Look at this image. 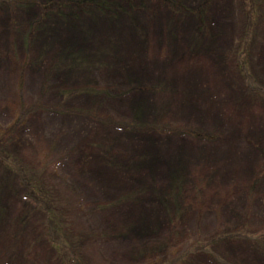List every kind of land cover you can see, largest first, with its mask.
<instances>
[{
  "label": "rangeland",
  "instance_id": "rangeland-1",
  "mask_svg": "<svg viewBox=\"0 0 264 264\" xmlns=\"http://www.w3.org/2000/svg\"><path fill=\"white\" fill-rule=\"evenodd\" d=\"M175 1L178 12L52 15L31 46L42 9L1 3L0 129L22 117L28 154L58 164L56 197L89 264H213L186 254L216 237L226 263L264 264L244 241L264 228V0H208L203 22V0ZM0 200L10 222L17 199L7 187ZM29 251L52 264L44 243Z\"/></svg>",
  "mask_w": 264,
  "mask_h": 264
},
{
  "label": "trees",
  "instance_id": "trees-1",
  "mask_svg": "<svg viewBox=\"0 0 264 264\" xmlns=\"http://www.w3.org/2000/svg\"><path fill=\"white\" fill-rule=\"evenodd\" d=\"M97 2L102 5L100 9L96 6ZM1 3H6L8 7L24 5L26 7L38 6L42 9L39 17L30 26L27 39L28 46H31L35 35L43 30L44 22L52 15L67 18V22L70 18L79 21L82 16H87L89 11L94 10L98 11V14H104L102 16L106 19H115L119 13L132 14L143 9V7L145 8L148 3L154 4V10L159 7L167 11L170 9L173 12H178L177 6H180L175 0H43L41 5L37 0H0ZM207 6L208 0H203L195 10V14L201 19V22L204 21ZM246 37L244 38L245 45L248 44ZM239 64L242 65L241 61ZM21 85L22 82H20ZM244 86L252 93L254 90L263 91L259 90L260 88L252 87L249 77L244 78ZM20 109L21 112H24L25 106L22 102L20 103ZM21 124L22 117L18 116L8 127L0 129V196L3 190L8 187L17 199L16 212L10 218V222L2 221L3 209L0 200V228H3L1 235L5 243V246L0 245L2 251L4 250L0 254V257H3L1 264H12L10 263V257H13L11 255L14 253L13 247L16 248L17 264H26L29 261L32 262V260L39 264V253L31 255L29 249L40 243H44L47 252L52 255V260H50L52 264H89L84 259L86 251L81 247L84 237L72 233L71 223H73V219L71 218L72 215L70 216L72 210L68 208V202L58 200L56 197L55 179L58 164L52 162L49 153L37 156L28 154L30 148L21 140L18 134ZM122 127L132 131L154 130L162 134H169L174 131H169L167 127H137L134 125H122ZM181 132L198 136L187 130ZM262 174L263 170L258 172L252 181L251 188L255 187ZM170 196L172 195L167 196L166 202H169ZM170 199L175 200L177 197L172 196ZM261 231L258 236L244 238V241L252 243L263 251L264 228ZM217 240L216 237L207 243L202 242L194 245L186 256L189 257L193 253L202 252L214 260L213 264H228L222 256L211 252V249L209 250V247L212 246L210 244L216 243ZM180 258H176L174 263L179 261Z\"/></svg>",
  "mask_w": 264,
  "mask_h": 264
}]
</instances>
